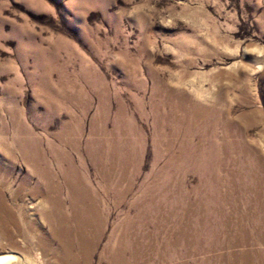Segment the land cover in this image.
<instances>
[{"label": "rangeland", "instance_id": "1", "mask_svg": "<svg viewBox=\"0 0 264 264\" xmlns=\"http://www.w3.org/2000/svg\"><path fill=\"white\" fill-rule=\"evenodd\" d=\"M6 258L264 264V0H0Z\"/></svg>", "mask_w": 264, "mask_h": 264}, {"label": "bare ground", "instance_id": "2", "mask_svg": "<svg viewBox=\"0 0 264 264\" xmlns=\"http://www.w3.org/2000/svg\"><path fill=\"white\" fill-rule=\"evenodd\" d=\"M57 191V190H56ZM58 193V192H57ZM80 193V192H79ZM87 193V192H86ZM59 194V193H58ZM82 194V193H81ZM73 195V194H72ZM79 195V194H78ZM54 197V196H53ZM81 197V196H80ZM84 197V196H83ZM69 198H70V196H69ZM75 199V198H74ZM52 200V199H51ZM70 200V199H69ZM77 202V201H76ZM70 204V203H69ZM69 206V205H68ZM81 206V205H80ZM47 209V208H46ZM74 209V208H73ZM91 209V208H90ZM6 211V210H5ZM72 212V211H71ZM42 213V212H41ZM83 214V213H82ZM81 215V214H80ZM86 215V214H85ZM88 215V214H87ZM65 218V217H64ZM71 220V219H70ZM77 220V219H76ZM8 222H11V219L8 221ZM50 223V222H49ZM90 226V225H89ZM89 226H87V227H89ZM29 227V226H28ZM51 227V226H50ZM78 227H79V229H81V227H80V225H78ZM52 228V227H51ZM3 230H5V229H3ZM60 232V230L58 229V227H56V224H54V234L56 233V232ZM87 232V231H86ZM85 233V232H84ZM43 245V244H42ZM63 255V254H62ZM8 258H6V259H0V264H14V263H11V262H9V260H7ZM73 263V262H72Z\"/></svg>", "mask_w": 264, "mask_h": 264}]
</instances>
